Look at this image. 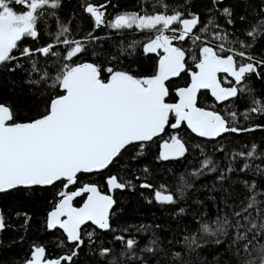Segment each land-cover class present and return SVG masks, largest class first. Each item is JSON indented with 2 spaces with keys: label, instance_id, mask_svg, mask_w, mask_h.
Instances as JSON below:
<instances>
[{
  "label": "snow or ice",
  "instance_id": "1",
  "mask_svg": "<svg viewBox=\"0 0 264 264\" xmlns=\"http://www.w3.org/2000/svg\"><path fill=\"white\" fill-rule=\"evenodd\" d=\"M190 2L185 0L183 7L188 9ZM220 3L222 0H210L211 8L207 9L210 15L203 24L199 13L177 8L169 12L165 0H154L152 12H125L106 22L107 4L81 0V11L93 21V31L74 39L71 27L60 23L56 16L61 0H0V67L12 73L23 71V83L29 86V101L35 113L19 120L12 106L0 103V194L59 186L53 208L46 217V228L62 230L66 241L74 245L69 254L58 258H47L43 246L33 245L23 264H75L78 250L84 244L82 226L91 222L98 230H112L113 197L102 193L97 184L81 183V180L108 170L130 147L136 149L135 159L144 154L149 143L161 138L158 160H178L189 151L178 131L184 125L197 137L209 140L264 130L260 124L240 126L237 119L238 115L245 121L252 119V114L264 116V102L259 98H253V106L241 113L234 110V100L253 91L248 79L252 76L264 79V56L258 58L251 52L264 39V16H261L264 0L257 11L260 18L256 24L242 30L235 29L234 9L231 6L220 9ZM157 7L163 11H156ZM214 12L225 19L228 29L217 23ZM51 17H56L57 29L48 33L51 37L48 43L36 49L21 46L25 38L37 40L38 25ZM238 19L244 22L247 17L241 14ZM102 25L148 34L142 42L133 41L131 47L139 49L144 56H156L150 75L137 76L116 67L120 57L104 53L103 46L96 47L100 37L94 32ZM208 33L211 42L201 35ZM189 40L192 46L187 50L175 43ZM60 47L63 50L57 51ZM189 55L194 69L187 66ZM84 56L104 58L97 63L95 59H80ZM34 57H43L45 64L49 57L54 58V70L41 69ZM185 72L190 77L188 83L175 89V102H167L170 96L167 82ZM220 74H224L223 79ZM202 90L213 98L211 109L198 106V94ZM217 106H223L224 111ZM168 129L173 131L169 133ZM165 135L167 139H163ZM257 149L253 144L246 151L228 154L229 163L224 169L211 157H205L199 168L175 177L174 189L167 185L156 188L147 182L140 187L152 189L155 202L176 205L177 217L186 216L181 201L186 192L194 189L189 176L198 179L206 173L219 172L216 179L220 182L234 172L264 176V153H258ZM200 150L203 155V148ZM217 150L226 152L223 146ZM237 159L243 161L239 169L234 166ZM148 171L145 167L144 172ZM241 183L250 195L246 203L241 202L239 210L233 206L231 217L218 216L214 220L197 214L192 220L196 228L189 231L190 225H185L187 234L179 240H169V249L174 242L189 254L205 246H226L225 251L231 254L228 264H233V260L236 264H264V189H258L255 180L245 179ZM105 184L109 191L133 186L131 179L117 174L105 177ZM85 196L83 204L75 207L76 198ZM5 228L0 213V232ZM87 235L92 241L95 231ZM113 239L120 242L122 251L105 264H125L121 259L126 257L123 249L141 264H149L147 257L135 255L137 239L124 235H115ZM140 251L153 256L163 252L171 264H176L183 255L181 250L162 248L159 238L151 239ZM112 252L101 248L98 255L103 259Z\"/></svg>",
  "mask_w": 264,
  "mask_h": 264
},
{
  "label": "trees",
  "instance_id": "2",
  "mask_svg": "<svg viewBox=\"0 0 264 264\" xmlns=\"http://www.w3.org/2000/svg\"><path fill=\"white\" fill-rule=\"evenodd\" d=\"M95 5L107 4L105 9L106 22H111L118 14L125 12H152L154 0H91ZM62 6L56 10V16L60 23L68 24L71 27L72 38H80L86 36L93 31V21L89 16L81 11V0H61ZM169 5L168 11L173 8L181 11L190 10L199 13L202 24L209 17L207 9L211 8L210 0H191L190 7L185 9L183 5L185 0H165ZM261 5V0H246L241 3L240 0H222L219 8L231 6L234 9V19L236 20L235 29L242 30L250 28L260 18L257 11ZM19 10V6H16ZM156 11H163L157 7ZM217 16V23L228 29L225 19ZM246 15L247 19L241 22L239 15ZM264 16V14H261ZM57 29L56 17L48 18L41 21L38 25L39 38H25L23 45L36 49L45 45L51 40L48 33H55ZM231 30V29H229ZM94 35L100 37L96 47L103 46L104 53L118 55L120 63L116 67L130 70L137 76H145L151 74V69L156 61V56L151 54L144 56L139 49L131 47L133 41L142 42L147 38L146 33H140L134 30H113L102 25L96 29ZM202 37L211 42V34H201ZM178 46L189 49L191 41L187 43L175 42ZM62 51L63 48H57ZM253 54L264 56V39L259 40L251 49ZM104 57L100 59L91 56H84L80 59H95L100 63ZM41 69L55 68L56 61L49 57L48 63L45 64L43 57H34ZM24 62V61H21ZM79 62V60H77ZM27 67V62H24ZM131 65L129 68L128 66ZM189 69H194L193 61L189 55L187 60ZM25 75L23 71L18 70L15 73L8 72L4 67H0V103H6L12 106L17 112L19 120H26L33 116L34 110L29 101V86L23 83ZM190 77L188 72L182 73L176 80L169 81L167 87L170 89V96L167 102H175V89L186 86ZM248 86L253 89L251 93H243L234 100V110L238 113L251 108L253 105L251 100L259 98L264 102V79H257L252 76L247 81ZM200 107L211 109L213 106V98L207 91H201L199 94ZM218 110L224 111L223 106H217ZM252 119L245 121L243 116L238 115V124L243 127H251L256 124L264 125V116L252 114ZM173 130L168 129L171 133ZM179 135L186 141L189 151L185 157L177 161H159V143L161 138H156L149 143L142 156L133 159L136 149L129 148L123 153L119 160L110 168L99 175L85 176L81 183H95L99 186L104 194H110L105 177L117 174L125 179H131L133 186L124 190H114L111 194L114 200V208L110 216V231H101L87 225L82 229L83 246L78 250L75 258V264H105L112 256H119L122 251L120 242L115 241V235H124L126 238H135L138 240L135 255L139 257H147L149 264H171V261L164 256L163 252H157L155 256L149 253H142L140 249L148 245L153 238H159L161 247L166 250H181L182 258L176 261V264H228L231 254L225 251L226 246L217 248L216 246H205L198 249L196 253L189 254L183 249L182 245L175 242L169 249V240H179L183 235L187 234L185 225H190L189 231L196 228V224L192 222L193 217L197 214H203L206 220H214L218 216H232L235 210H239L241 202L246 203V197L250 195L241 183L242 180H255L258 189H264V176L253 175L251 172L240 173L234 172L229 174L226 181L220 182L216 179L219 172L206 173L200 178L189 176V181L194 184V189L185 193L182 206L186 209L187 215L177 217L175 215L176 205H162L154 200L152 189L140 187L141 183L147 182L159 188L160 185H167L169 189H174L176 185L175 177L181 173H190L194 169L200 167L201 161L205 157H211L221 169L226 168L229 163L228 154L233 151L248 150L251 145L258 146V153H264V130H256L237 134H227L223 139L213 141H202L196 139L186 129L185 125L179 130ZM167 135L163 139H167ZM200 145L199 148L192 147ZM223 146L226 152L217 149ZM201 148L204 154L201 155ZM243 161L237 159L235 167L240 168ZM147 167L149 171L144 172ZM175 173V175H174ZM140 177V179H136ZM57 188H35L29 190H13L8 193L0 194V213L3 214L6 228L0 232V264H23V260L28 254L31 246H43L46 249L47 258H58L69 254L74 245L66 241L63 233L56 229L50 231L46 228V217L52 210L55 202V193ZM72 190H75L74 188ZM179 195L178 193L176 194ZM85 197L77 198L73 203L75 207H79ZM151 201V202H150ZM27 221V223H26ZM95 231L93 240L88 239V233ZM101 248L112 249L113 252L109 257L101 259L98 252ZM126 257L125 264H141L139 260L131 258V254L127 249H123ZM67 264V262H62ZM233 264L236 261L233 260Z\"/></svg>",
  "mask_w": 264,
  "mask_h": 264
},
{
  "label": "water",
  "instance_id": "3",
  "mask_svg": "<svg viewBox=\"0 0 264 264\" xmlns=\"http://www.w3.org/2000/svg\"><path fill=\"white\" fill-rule=\"evenodd\" d=\"M177 78H172L170 81H172V80H176ZM168 83V82H167ZM202 91H205V90H202ZM210 94V93H209ZM185 127H186V125H185ZM186 129H187V127H186ZM188 130V129H187ZM189 132H190V130H188ZM246 133V132H245ZM190 134H192V136H194L196 139H198V140H202V141H213V140H209L208 138H201V137H197L195 134H193V133H191L190 132ZM179 160V159H178ZM170 161H177V160H170ZM165 162V161H164ZM106 171V170H105ZM37 188H39V187H37ZM117 190V189H116ZM118 190H120V189H118ZM114 190H112V191H109V193L110 194H106V195H111L112 194V192H113ZM2 194H4V193H2ZM78 198H80V197H78ZM77 199V198H76ZM85 199H86V196H85ZM83 204V203H82ZM81 204V205H82ZM115 204V203H114ZM80 205V206H81ZM79 206V207H80ZM113 208H114V205H113ZM111 212H112V210H111ZM87 225H91L92 227H94L95 228V226L94 225H92L91 224V222H88L86 225H84V226H82V229L84 228V227H86ZM58 230H60V229H58ZM98 230V229H97ZM50 231H53V230H50ZM61 232H62V230H60ZM102 231V230H101ZM63 233V232H62ZM64 235V234H63ZM70 244V243H69ZM72 245V244H71Z\"/></svg>",
  "mask_w": 264,
  "mask_h": 264
},
{
  "label": "flooded vegetation",
  "instance_id": "4",
  "mask_svg": "<svg viewBox=\"0 0 264 264\" xmlns=\"http://www.w3.org/2000/svg\"><path fill=\"white\" fill-rule=\"evenodd\" d=\"M221 78L223 79L224 78V74H220Z\"/></svg>",
  "mask_w": 264,
  "mask_h": 264
}]
</instances>
